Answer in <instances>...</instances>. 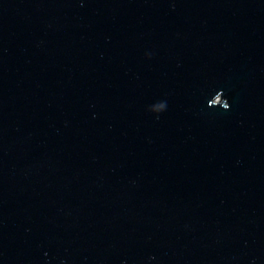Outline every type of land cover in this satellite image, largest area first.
<instances>
[{
  "label": "water",
  "instance_id": "95a60500",
  "mask_svg": "<svg viewBox=\"0 0 264 264\" xmlns=\"http://www.w3.org/2000/svg\"><path fill=\"white\" fill-rule=\"evenodd\" d=\"M0 264H264V0H0Z\"/></svg>",
  "mask_w": 264,
  "mask_h": 264
}]
</instances>
